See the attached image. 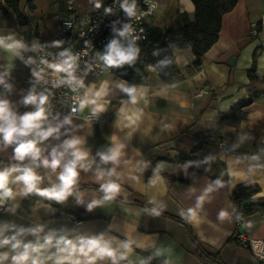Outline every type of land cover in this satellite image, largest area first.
<instances>
[{
	"label": "crops",
	"instance_id": "1",
	"mask_svg": "<svg viewBox=\"0 0 264 264\" xmlns=\"http://www.w3.org/2000/svg\"><path fill=\"white\" fill-rule=\"evenodd\" d=\"M26 1L20 0L25 24L7 7L6 14L0 10V39L22 45L12 50L0 46V99H7L18 114L35 110L34 105L22 103L26 96L44 93L40 87L29 90L26 77L39 44L54 36L55 17L67 15L62 0H32L33 10ZM89 2L75 0V17L89 13ZM156 2L155 26L165 15L191 16L194 12L191 0ZM253 27L257 28L255 35ZM173 59L177 73L170 83H164L151 66L145 67L141 84H128L111 73L90 77L82 94L85 106L77 118L44 122V128L58 131L39 143L37 161L16 160L15 145L2 141L0 160L33 168L41 178L39 189L59 187L64 165L74 159L66 143L78 140L76 150L85 158L77 162L78 176L72 187L92 185L104 190L107 185H118L117 193H107L124 200H143L151 209L187 223L205 251L218 256L222 264H259L231 237L245 233L264 241V210L244 216L237 224L230 194L238 186L256 185L259 192L253 198L264 199V0H238L232 11L222 15L217 41L203 54L198 67L192 66L194 56L189 49L174 51ZM252 66L255 79L251 82L247 72ZM126 88L135 91L130 95ZM201 89L207 94L196 96ZM254 93L258 96L236 120L220 121L221 115ZM90 111L99 114L97 125L85 122L84 115ZM212 130H218L220 140L209 158L225 164L222 183L189 163L150 160L188 154L195 144L194 134ZM53 151L63 153L61 166L55 170L42 163L45 158L51 160ZM10 168L18 167L0 163V170ZM19 174L10 176L13 195L0 196L6 200L0 239L10 241L0 247V257H5L0 264H13L12 257L23 253L26 245L40 249L33 256L54 264L65 241L79 248L92 240L115 252V261L105 258L96 264H204L197 258L186 227L175 220L89 190L73 191L61 201L26 192L25 185L15 179ZM71 216L79 222L77 226ZM17 241L19 247L13 248Z\"/></svg>",
	"mask_w": 264,
	"mask_h": 264
},
{
	"label": "built area",
	"instance_id": "2",
	"mask_svg": "<svg viewBox=\"0 0 264 264\" xmlns=\"http://www.w3.org/2000/svg\"><path fill=\"white\" fill-rule=\"evenodd\" d=\"M67 15L58 14L57 26L51 40L42 41L34 52V66L26 77L29 90L35 87L43 89L48 96L46 104L47 119H59L68 122L79 116L82 94L90 77H101L109 74L101 57L104 51L116 41L138 43L146 39V27L152 24L157 16L156 0H95L89 2V13L75 17V0H62ZM126 7H133L129 15ZM127 26V31L125 30ZM252 34L257 33L253 27ZM124 33V35H121ZM71 58L72 83L68 75L57 71L53 66L62 64ZM39 74V75H37ZM82 81V85L78 82ZM207 94L206 89L198 91L196 96ZM87 124L97 125L100 116L90 111L84 115ZM6 212V200L0 199V216ZM74 226L79 222L70 217ZM241 219H237L240 224ZM237 243L247 250L259 264H264V241L245 233L237 234Z\"/></svg>",
	"mask_w": 264,
	"mask_h": 264
},
{
	"label": "trees",
	"instance_id": "3",
	"mask_svg": "<svg viewBox=\"0 0 264 264\" xmlns=\"http://www.w3.org/2000/svg\"><path fill=\"white\" fill-rule=\"evenodd\" d=\"M237 1L191 0L194 6V12L191 16L187 13H176L175 17L171 20L170 26L166 29L150 24L146 27V39L144 41L122 44V48L132 47L137 49L136 58L131 63H125L118 67H109L111 74L128 84H141L145 82L146 78L145 67L151 66L157 70L159 78L164 83H170L177 73L173 52L182 49H189L192 52L194 56L192 66L198 67L203 54L217 41L222 15L232 11ZM26 2L29 9L33 10L32 0H27ZM5 7L14 13L20 24L27 22L25 15L20 9V0H1L0 10L4 14L7 13ZM108 50L109 48L104 51V54ZM254 70V66H252L247 72L251 82L255 79ZM257 96L254 93L248 98L239 101L227 114L221 115L220 121L225 119L236 120L242 114V109L250 105ZM218 134V130L196 132L194 134L195 144L188 154H180L177 158L154 156L150 160L152 162L189 163L195 166L199 173L211 180L222 183L226 176L225 164L219 160L209 158L210 152L217 146L220 140ZM0 163L5 166L13 165L18 168H23L19 164L11 161L0 160ZM41 189L46 190L43 187ZM81 190H89L105 196H111L102 188L92 185L74 186L71 192ZM258 192L259 187L256 185L238 186L231 191L230 200L237 218L241 219L255 211L264 210V199L253 198ZM111 197L112 200L141 207L150 214L172 219L183 224L187 229L191 242L197 248V258L204 264L213 262L222 264L218 256H212L205 251L187 223L169 214L151 209L143 200H124L114 196ZM245 200H252L253 203L248 207L242 208L240 203ZM231 240L237 242V235H233ZM151 263L162 264L156 261H152Z\"/></svg>",
	"mask_w": 264,
	"mask_h": 264
},
{
	"label": "clouds",
	"instance_id": "4",
	"mask_svg": "<svg viewBox=\"0 0 264 264\" xmlns=\"http://www.w3.org/2000/svg\"><path fill=\"white\" fill-rule=\"evenodd\" d=\"M126 11L129 15H133V7H126ZM126 31L127 26H126ZM124 35V33H121ZM0 46L5 47L8 50L20 48L22 45L19 42H13L5 44L3 39H0ZM137 49L132 47L122 48L121 45L114 41L109 50L101 57L106 66L118 67L125 63H131L135 60L137 55ZM57 71L65 72L68 75V83H72L74 77L72 76V62L71 58L65 60L62 64L53 66ZM39 75V74H37ZM3 83V80H0ZM82 85V81L78 82ZM130 95L134 93V89H124ZM97 95H99L97 93ZM135 97L133 96V102ZM22 103L27 105H34L35 110L18 114L13 110L11 103L7 99H0V141L5 145H15L14 158L18 161H24L29 158L31 161H37L41 156V148L38 146L40 142L48 139L58 129L53 127L44 128V122L47 120L46 104L48 103V96L44 93L29 94L26 96ZM95 103V101H91ZM85 103L82 102L80 107L83 109ZM67 122V121H66ZM78 140H71L66 143L67 148H72V155L74 159L68 164L64 165L63 170L59 176L61 184L59 187H53L51 189L41 190L37 187L39 180L41 179L33 168H10L0 170V196L11 197L13 195L12 188L9 187L10 176L13 172H19L20 174L15 178L16 181L22 182L25 185L26 192H38L41 196L48 197L61 201L66 199L71 194V189L76 178L77 162L85 158V154L79 150H76ZM63 153L59 155L53 151L51 160L45 158L42 163L45 167H50L53 170L61 166V158ZM115 157H105V159H114ZM105 192L115 194L119 191V186L110 184L105 186ZM111 196H106L105 199H111ZM15 240V237H12ZM8 239H0V247L9 244ZM19 241L13 245V248L19 247ZM66 247L61 249L59 254L54 260V264H96L97 260H103L105 258H112L115 261V252L108 246L101 245L99 241H88L83 246L77 248L71 241H65ZM40 249L32 247L31 245L25 246L23 253L17 254L12 257L13 264H45V260L40 256H33V252H39ZM5 258V257H0Z\"/></svg>",
	"mask_w": 264,
	"mask_h": 264
},
{
	"label": "rangeland",
	"instance_id": "5",
	"mask_svg": "<svg viewBox=\"0 0 264 264\" xmlns=\"http://www.w3.org/2000/svg\"><path fill=\"white\" fill-rule=\"evenodd\" d=\"M176 14H174L173 16L169 15H165V17L163 18L162 21H160L157 26L162 28V29H166L168 26H170L171 24V20L173 17H175Z\"/></svg>",
	"mask_w": 264,
	"mask_h": 264
},
{
	"label": "water",
	"instance_id": "6",
	"mask_svg": "<svg viewBox=\"0 0 264 264\" xmlns=\"http://www.w3.org/2000/svg\"><path fill=\"white\" fill-rule=\"evenodd\" d=\"M233 61H234V59H231V63H230L231 65L233 64ZM252 203H253L252 200H245V201H243V202L240 203V206L242 208H244V207L250 206Z\"/></svg>",
	"mask_w": 264,
	"mask_h": 264
}]
</instances>
